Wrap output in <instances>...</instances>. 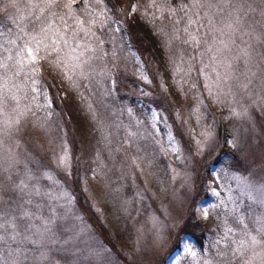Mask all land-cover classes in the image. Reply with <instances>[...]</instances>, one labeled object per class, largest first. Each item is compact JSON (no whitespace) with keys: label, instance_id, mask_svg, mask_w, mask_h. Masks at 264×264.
Masks as SVG:
<instances>
[{"label":"rangeland","instance_id":"obj_1","mask_svg":"<svg viewBox=\"0 0 264 264\" xmlns=\"http://www.w3.org/2000/svg\"><path fill=\"white\" fill-rule=\"evenodd\" d=\"M113 1L119 10L127 5L128 20L151 52L136 39L123 48L122 41L133 31L127 22L110 27L101 0H87V7L85 0H59L52 9L57 15L50 20H36L27 0H18L17 7L0 0L6 19L5 25L0 23V160L8 170L27 176L10 178L0 167V210L17 217L26 210L35 213L40 219L31 223L41 231L43 221L51 218L42 236L21 228L19 264H242L243 257H233V242L246 239L245 231L257 235V221L264 219V2L225 0L242 4L243 10L235 42L217 55L223 61L215 65L222 78L217 85L212 54L201 53L221 34L211 32L204 20L205 27L197 32L200 45L185 42L187 16L182 9L190 0ZM231 10L214 17L217 27H224ZM73 17L85 27L94 21L88 35L77 31L73 36ZM49 23L52 27L42 32ZM189 30L196 32V26ZM118 67L122 82L131 83L120 94L133 93L135 108L108 100L111 75ZM43 71L55 87L62 115L49 107L45 93L38 97ZM225 75L230 77L227 83ZM26 135L34 139L31 148ZM120 138L129 158L121 164L127 172L117 169L116 174L119 182L129 175L135 188L131 200L117 206L102 173L99 148L109 152ZM37 150L45 157L35 158L31 151ZM218 150L222 159L214 163ZM157 157L164 158L162 168L155 165ZM206 161L208 170L201 168ZM21 183L29 191L23 196L13 187ZM37 189L39 195L31 194ZM62 191L68 195L60 200L47 195ZM193 197H198L195 214L206 231L203 249L183 239L173 250L174 235ZM7 199L17 202V210H10ZM25 235L37 243L24 240ZM257 238L264 241V235ZM253 251L261 249L250 248L244 255Z\"/></svg>","mask_w":264,"mask_h":264},{"label":"snow or ice","instance_id":"obj_2","mask_svg":"<svg viewBox=\"0 0 264 264\" xmlns=\"http://www.w3.org/2000/svg\"><path fill=\"white\" fill-rule=\"evenodd\" d=\"M100 0H97V3H99ZM264 2V0H262ZM27 3L29 5L30 12L35 15L36 20H40L41 17H44L45 19H51L52 17H55L57 14L52 11V9L58 7L59 0H27ZM18 0H9L8 6L9 7H17ZM65 7L69 9V14H71L72 9V3L65 4ZM85 7H87V0H85ZM251 6L249 5V8ZM225 8H231L232 10L228 12V21L225 23L224 27H217L214 17L218 15L219 13H222ZM185 11V14L187 16V25L184 28V32L188 36L187 42H193L197 47L200 45L201 41L197 35V32L201 27H205L204 24H202V21H207V27L209 30L213 33L219 32L221 34V38L217 39L216 36H213V42L212 44L208 45L206 49V53H201V56L211 53V61L213 63L212 71L216 72V81L215 83L217 85L221 82V74L217 71V68L215 65L223 63V61L218 60L217 55L218 53H221L223 49L228 48L230 43H234V35L238 31V26L241 24L240 19V12L243 10V5H234L230 2H225V0H190V3L187 7V9H182ZM261 15L264 16V10L261 11ZM233 17H235L233 19ZM73 19L76 21V30L73 31V36H76L77 31L83 32L85 35H88L91 31V24L94 23V21H89V27L84 26V21L80 20L78 17H73ZM62 22L65 25V31H67V21L61 17ZM193 26H196V32L190 31L189 29ZM52 27L51 23H49L46 27H42V32H47ZM225 29L228 31L226 32ZM57 34H59V29H57ZM2 35V33H0ZM94 35V34H93ZM224 36H228V40L223 39ZM33 39H35L33 37ZM61 39H64L63 36H61ZM65 45L67 46L68 41L64 40ZM37 43H40V41H37ZM53 43L55 44L56 41L54 40ZM207 43V41H205ZM219 44L222 47H216V45ZM79 47V45H77ZM33 55L32 50L28 49V56L31 58ZM22 62V60H21ZM34 62V61H33ZM79 65H73V68L78 67ZM209 65L205 64L204 68H208ZM228 68H231L232 65L229 63L227 65ZM204 68L201 69V73H203ZM191 70V69H190ZM67 75V73H66ZM255 75V73H253ZM230 77L228 75H225L223 77V82L227 83L228 79ZM147 79V77H145ZM33 85L36 84V81H32ZM248 83H251L249 80ZM244 88L248 87V84L242 85ZM211 90V88H210ZM33 92L37 91V88L34 86L32 88ZM15 99V97H13ZM2 99H0V107H2ZM18 103V101H17ZM64 158H61V163H63ZM26 185L24 183H21L20 185H17V189L21 192L25 191ZM3 190V186L0 185V191ZM35 195H39V190L37 189L35 193H31ZM50 200H60L64 197H67L66 192H60L57 195H54L53 193H47ZM32 201L29 200L27 203H31ZM62 206V205H61ZM39 207V206H38ZM53 215H55V210L53 209ZM35 219H40L35 213L31 211H22L20 216L17 217L14 213H5L3 210H0V264H19L20 260V244L22 241L19 240V237L21 235V228L24 229V231L32 232L34 230V234L38 235H44L45 232L48 231V224L51 222V218L45 219L43 221V231H41V228L36 227L34 223H31V221ZM20 221H28L27 223L21 224ZM258 226L256 227L255 231L257 235H252L249 231H245L243 233V236L246 237V239L242 238L240 240L234 241L233 243L236 245L235 248L232 249L233 257L241 256L243 257L242 264H254L257 259L259 260V264H264V241L257 238L258 235H264V219H261L257 221ZM231 232V229L228 230ZM24 240H29L31 243L36 244L37 241L31 240V238L28 235L24 236ZM17 244L16 249H12V244ZM5 245L8 246L7 249H5ZM256 247H259L261 249L260 252L253 251V254L251 256H245L244 254L251 248L255 249ZM8 252V255H4V251ZM11 257V259H10ZM27 259V257H25Z\"/></svg>","mask_w":264,"mask_h":264},{"label":"trees","instance_id":"obj_3","mask_svg":"<svg viewBox=\"0 0 264 264\" xmlns=\"http://www.w3.org/2000/svg\"><path fill=\"white\" fill-rule=\"evenodd\" d=\"M104 5L106 6L107 10H106V18L109 21V26L114 28H118L119 27V23L120 22H127L130 26V28L133 31V35L128 36L127 40L122 41V46L124 49H126L132 42L134 39L138 40L139 43H141V45H143L145 47V49L150 50L149 45L147 44V42L145 41V39L142 37V35L139 33L138 29L134 26L133 23H131V21L128 20L127 17V11H128V7L127 5L124 6V8L122 10H119L118 7L116 6L115 2L113 0H101ZM6 19H5V14L4 12H0V23H5ZM113 25V26H112ZM119 35L121 37H125V34L122 33L121 30L118 31ZM44 71L43 73H41L39 75V80L41 83V86L38 87L39 89V93H38V97H40L41 93H45V95L48 98V101H50L49 103V107H53L54 112L57 115H62V109L61 106L59 105L58 102V98L56 96V90L55 87L52 85V83L50 82V80L44 75ZM121 73L119 72V67L117 69H115V74L111 75L112 78V84L109 87V91L110 94L108 96V100L111 104H115L118 106V102H122L124 103V101H126L129 106L132 107H136V105L133 103L134 102V95L133 93H131L129 96L128 94H120V89L122 87L128 88V85H130V81L128 83H123L120 75ZM113 93H115V95L113 96ZM53 121L55 122V119L53 117ZM217 137H218V143L219 146L221 148L222 151L224 150L225 147V139L222 137L221 133H220V128L217 127ZM26 147L27 148H31L30 146L34 145L33 142V137L30 135H26ZM153 142H155V140L153 139ZM151 140H148V143H152ZM226 148V147H225ZM30 150V149H28ZM33 153V155L35 156V158L37 157H42L44 158L45 156L40 154L37 151H31ZM99 154L101 155L102 159H103V165H102V173L105 176V179L107 181V188L108 191L111 193V195L114 197L115 200V204L117 206H121L123 205V203L126 200H131V196H132V191L134 192V188H135V184L134 181L131 179V177L128 175H122L124 177V180L119 182L118 180V176L116 174V170L119 169V172L117 173H126L127 170L123 169L121 167V164L123 166H125L126 161H128L129 158V151L127 149V146H125V144L123 143V140L117 139L113 141V150L106 152L104 150L103 147L99 148ZM115 157V161L111 160V158ZM122 159L123 161L120 163L119 159ZM222 159V153L220 152V150L217 151V155L214 157L213 162L214 163H220ZM232 159H236V157L233 155ZM27 162L29 161L26 158ZM163 160L164 158H160L157 157L156 159V163L155 165L159 168L163 167ZM0 162L3 164H0V167L3 166L4 169L6 170L5 173L9 174L10 178H17V176H25V172H22L20 174H18V170L16 168H14L12 171L8 170L7 168V163L5 161L0 160ZM212 162V161H211ZM210 162V163H211ZM201 168H205L206 170H208V162L206 161L205 163H203L201 165ZM27 171V169H26ZM1 175V174H0ZM27 177V176H25ZM199 177V176H197ZM1 180V177H0ZM114 183H116L114 185ZM116 188V190L118 191V195L116 196V191L113 188ZM121 186V190L120 187ZM17 193L19 194V196H23L25 193H28L29 191H24L21 192L19 190H17L16 186H13ZM34 190V189H32ZM120 196V197H118ZM121 198V199H118ZM195 197H193L191 199L190 205L187 209V211L185 212L184 218L182 219V221L180 222L178 229L176 230V233L174 235V239H175V243L173 244V250H176L178 248L179 242L182 241L183 239H188L191 240L195 245L196 248L198 249H203V245H204V241L206 239V231L202 225V223L197 219L196 217V210L194 209L195 207V203L198 199V197L196 199H194ZM205 199V197H203ZM202 198H199V200H204ZM6 205L10 208V210L15 209L17 210L18 208V204L17 202H12L9 199H7L6 201ZM173 252V251H172Z\"/></svg>","mask_w":264,"mask_h":264}]
</instances>
